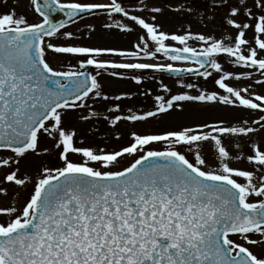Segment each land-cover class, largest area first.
I'll return each mask as SVG.
<instances>
[{
	"label": "snow or ice",
	"instance_id": "1",
	"mask_svg": "<svg viewBox=\"0 0 264 264\" xmlns=\"http://www.w3.org/2000/svg\"><path fill=\"white\" fill-rule=\"evenodd\" d=\"M139 2L129 9L122 0H29L18 12V3L3 0L8 11L0 13V168L12 170L0 187V195L11 197L9 205H0V264H264V94L253 90L264 88V0H190L183 12L211 27L207 35L193 33L191 23L183 34L164 31L156 23L164 10L150 0ZM28 11L40 20L29 22ZM100 11L111 21L104 28L137 32L134 50L51 41L75 39V33L62 31L67 23ZM56 12L68 20L53 22ZM135 13H150L151 22ZM88 28L95 31V25ZM112 56L134 62L104 59ZM57 57L77 64L57 70L52 65ZM160 57L170 62H154ZM145 70L176 74L181 88L199 94H157L154 110L140 114L131 108L121 114L122 105L111 103L105 106L108 115L89 104L90 98L93 103L131 98V93L107 95L104 73L124 78L131 71L130 78L141 84L139 73ZM184 74L211 78L216 90L185 83ZM240 82L247 83L240 87ZM161 86L171 93L163 81ZM192 101L247 110L249 118L132 132V143L112 152L76 146L85 143L77 123H89L91 134L99 131L93 118L116 128L121 121L183 110V102ZM42 140L53 142L63 165L21 176L22 160L50 151L41 148ZM161 143L164 150L153 147ZM137 155L119 167L120 158Z\"/></svg>",
	"mask_w": 264,
	"mask_h": 264
},
{
	"label": "rangeland",
	"instance_id": "2",
	"mask_svg": "<svg viewBox=\"0 0 264 264\" xmlns=\"http://www.w3.org/2000/svg\"><path fill=\"white\" fill-rule=\"evenodd\" d=\"M106 2V0H104ZM125 4L126 0H122ZM190 2V0H189ZM19 4L20 6L17 8L18 12H24L26 6L29 4V0H8L9 5ZM150 3L161 7L164 12L163 14L158 15V19L156 23L163 25V30L169 33H179L183 34L185 29L189 23H191V31L193 33H204V34H212L213 29L211 27L205 28L194 17H189L183 9L179 11L169 10L161 1L159 0H150ZM126 7L132 9L134 7H139L138 4H125ZM8 11V8L3 6V0H0V13ZM138 15H145L146 18L150 21V13H135ZM29 22H38L40 17L32 11L27 12ZM106 22H111L106 19V17H95L88 20H85L79 24H76L70 28H67L63 31H71L76 34V38L73 40H66L63 37H53L50 38L53 43L63 44V43H72L83 46L90 47H111L125 50H134V43L138 42L137 40V32H133L131 34H125L116 29H106L103 27V24ZM151 22V21H150ZM131 23V22H129ZM95 25V31L90 33V29L88 25ZM138 28V26H137ZM139 31V29H138ZM90 33V34H89ZM215 35L220 37V31H215ZM248 38L251 39V33H248ZM175 43V42H171ZM190 44L193 46L199 47V42L190 41ZM179 46V45H176ZM104 59H112L121 62H134L126 60L122 57H104ZM152 62V61H149ZM160 63H167L170 61H166L165 58L160 57L158 61ZM77 60L71 57H57L52 61V65L57 70H69L70 65H76ZM233 71H244V69L231 68L230 65H226ZM101 79V77H98ZM161 81L163 84H166L172 91L171 93L163 92ZM179 80H172L163 77H151L142 79L141 84L135 83L130 76H125L124 78L112 77L107 73H104L102 76L101 82L104 85V91L109 96L121 95L123 93H131L130 99H124L122 101H93L91 98L89 99V104H92L95 110L105 113L108 115H112L106 113L105 106H111V103H120L122 105V113L124 115L128 114V109L131 108L133 112L140 114L149 110H154L155 106V95L161 94L165 95L166 98L172 94H178L180 92H189L192 95L199 94L197 89H184L179 85ZM185 83L192 82L202 84L208 91L216 90L211 78L209 81L205 82L202 78L194 79V80H184ZM232 84H237L238 82L232 81ZM247 82H240L239 86L244 87ZM146 90H151L150 95H144ZM256 93L264 94V88L259 86H254L253 89ZM222 91V90H220ZM184 107L183 110L176 109L170 111L168 114H164L161 117L150 118L147 121L143 122H129V121H121L120 124L116 128H111L105 121H103L102 117L99 120L93 118L91 121L92 124L95 125V128H98L99 131H93L91 134H88L87 129L89 127V123L76 124L78 136H84L85 143L80 144L77 143V147H92L94 149H104L107 152H112L116 150H120L122 147L129 145L132 143L131 133L136 132L138 134H156L162 133L166 131L173 130H182L185 127H196L197 125L204 123H218L223 120L226 124H236L240 118H249V113L247 110L242 109H233L231 107H226L224 105H219L215 103H205V102H183ZM80 112L87 114L84 109L79 110ZM252 118H256V114H252ZM75 123V121H73ZM207 131V129H205ZM119 133L120 138L117 139L115 134ZM226 145L229 147L230 151L235 153L234 147L226 140ZM49 148L50 151L48 153H44L41 156L29 155L26 159L22 160L20 167V174L23 176L27 173L30 176L35 177L39 170L43 166H47L49 168H57L63 165V161L59 159L58 150L54 148L53 142L50 140H42L41 148ZM153 147L164 150L167 145L166 144H157ZM139 155V154H138ZM132 156H124L120 158L119 167L123 168L130 165L135 158ZM70 158L76 162H80V158L76 155H70ZM209 159L211 157L209 156ZM234 167H242V168H250V166L246 163H237L234 162ZM12 169L0 168V187L4 185V175L6 172L11 171ZM31 191V185H29V192ZM27 195V193H24ZM11 202V197H4L0 195V205H9ZM22 206L24 201H19ZM243 242V241H241ZM254 251L257 253L260 252V246H256Z\"/></svg>",
	"mask_w": 264,
	"mask_h": 264
},
{
	"label": "water",
	"instance_id": "3",
	"mask_svg": "<svg viewBox=\"0 0 264 264\" xmlns=\"http://www.w3.org/2000/svg\"><path fill=\"white\" fill-rule=\"evenodd\" d=\"M128 1L134 2V1H139V0H128ZM162 1H164V3L169 8L176 9V10L182 8L183 6H185L187 4L186 0H162ZM40 2H41V4H43V0H40ZM100 12H102V11H100ZM52 19H53V22H56V23H59L60 21H67L68 20V18L62 12L54 13L52 16ZM79 19L80 18L77 17L76 21H78ZM71 23H73V22H68L67 26L70 25ZM86 70L88 72H91V73L93 71H97L92 66H89ZM109 71H111V70H109ZM128 73H130V71ZM155 74H162V75H166V76H172L174 78H180L176 74H170V73H159V72H140L139 73L140 76H149V75H155ZM186 76H192V75H188V74L183 75V77H186Z\"/></svg>",
	"mask_w": 264,
	"mask_h": 264
}]
</instances>
